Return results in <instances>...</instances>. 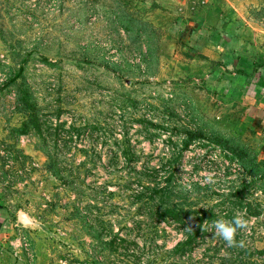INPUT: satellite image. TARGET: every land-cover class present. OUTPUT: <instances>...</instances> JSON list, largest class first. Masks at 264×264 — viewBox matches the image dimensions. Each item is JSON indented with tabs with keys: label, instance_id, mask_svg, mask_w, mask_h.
Listing matches in <instances>:
<instances>
[{
	"label": "rangeland",
	"instance_id": "1",
	"mask_svg": "<svg viewBox=\"0 0 264 264\" xmlns=\"http://www.w3.org/2000/svg\"><path fill=\"white\" fill-rule=\"evenodd\" d=\"M186 1L0 0V264H264V127L197 46L245 81L264 0Z\"/></svg>",
	"mask_w": 264,
	"mask_h": 264
},
{
	"label": "crops",
	"instance_id": "2",
	"mask_svg": "<svg viewBox=\"0 0 264 264\" xmlns=\"http://www.w3.org/2000/svg\"><path fill=\"white\" fill-rule=\"evenodd\" d=\"M189 3L191 4L189 5ZM203 4L205 5V2H203ZM185 5L188 6V8L186 7L188 10L195 9V11L199 10L198 8H201L200 6H202L200 2H195L193 4L191 1L188 2V0L186 1ZM204 32L205 29H202L200 33L201 41L198 40L199 42L197 46L199 50L203 48L207 49L209 47L215 50V56L217 59L215 64L216 66L218 64V66L215 68L213 67L212 72L214 73V77H217L216 75L221 76L218 84H224L225 88L227 85L230 86L231 84H249L251 98L247 100V104L245 103L244 109L250 118H252V120L259 121L260 126L264 127V66L254 74L251 72V79L249 80L248 78L250 77H246L244 79L245 81L239 77H233L231 72V68H233V57L230 59L231 51L229 50L232 46L229 43H225L226 41H229L230 37L228 38V34L225 32H208V34L213 35L212 37H206L205 34L203 35ZM234 63H238V59L235 60ZM242 104L244 105V103Z\"/></svg>",
	"mask_w": 264,
	"mask_h": 264
},
{
	"label": "clouds",
	"instance_id": "3",
	"mask_svg": "<svg viewBox=\"0 0 264 264\" xmlns=\"http://www.w3.org/2000/svg\"><path fill=\"white\" fill-rule=\"evenodd\" d=\"M214 236H218L228 246H243V241L236 239L239 232L248 229V221L240 215L234 216L230 221L217 220L215 222Z\"/></svg>",
	"mask_w": 264,
	"mask_h": 264
}]
</instances>
